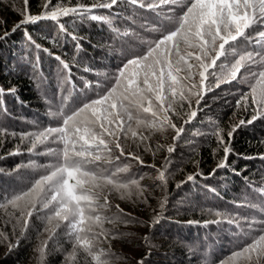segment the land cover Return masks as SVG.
Segmentation results:
<instances>
[{"label":"snow or ice","instance_id":"obj_1","mask_svg":"<svg viewBox=\"0 0 264 264\" xmlns=\"http://www.w3.org/2000/svg\"><path fill=\"white\" fill-rule=\"evenodd\" d=\"M20 2L18 9L11 6L21 17L14 26L8 29L7 22L0 21L4 28L0 42L20 32L37 53L29 59V78L37 86L45 114L43 122L33 120L28 131H16L0 120V148L11 139L18 143L7 156L29 157L9 170L0 168V179L8 177L16 185L5 189L0 184V245L11 252L34 234L38 264H48L52 253L61 255V264H111L113 253L105 242L123 233L106 225L140 222L119 204L113 205L111 196L116 193L148 205L149 189L141 183L144 175L132 173L125 161L154 169L157 186L166 190L177 164L173 154L186 126L209 108L210 95L230 105L226 97L216 96L222 85L246 84V92L229 95L247 118L227 128L213 121L210 132L198 134L214 138V155L222 151L215 167L207 177L200 171L188 174L175 187L213 177L221 169L243 176L245 189L231 201L233 211L202 208L214 218L188 221L205 228L226 223L232 250L220 258L195 244L189 250L199 264H264V175L254 180L230 161L232 156L264 161V152L242 155L234 147L241 129L264 122V0H42L37 14L32 13L30 0ZM0 5L8 6L6 0ZM122 5L147 15L125 17ZM43 21L55 26V32L42 38L49 46L28 27ZM89 22L109 27V40L119 42L121 57L112 72L96 71L93 79L73 71H94L82 66L79 58L85 39L79 27ZM66 38L74 44L71 57L54 51L63 48ZM103 47L112 50L113 44ZM40 52L58 62V87L51 92ZM17 91L13 85L0 86V116L11 118L8 96L24 104ZM168 130L174 133L170 144H153L155 133ZM189 143L195 154V143ZM141 150L167 155L159 167L145 165ZM203 187L218 195L216 188ZM167 205L164 195L146 225L149 231L165 218ZM113 207L116 213L109 215ZM143 242L147 251L134 264H149L152 242L148 235Z\"/></svg>","mask_w":264,"mask_h":264},{"label":"trees","instance_id":"obj_2","mask_svg":"<svg viewBox=\"0 0 264 264\" xmlns=\"http://www.w3.org/2000/svg\"><path fill=\"white\" fill-rule=\"evenodd\" d=\"M88 2V0H85ZM5 5H0V21H6V27L10 29L21 17L12 10L20 8V0H6ZM42 0H30V7L33 14L41 10ZM126 9L123 12L125 17L138 13L131 5H122ZM138 23V22H137ZM29 31L34 37H39V42L49 46L42 38L55 32V26L52 22L43 21L37 25H30ZM4 30L0 27V32ZM80 35L85 39L82 41L83 51L80 53V60L83 65L91 66L93 73H84L77 71V75H83L88 79H93L95 72H112L117 65L121 63L119 55L120 44L118 41H110V30L107 25L89 22L79 27ZM113 44V49L109 50L103 47L105 43ZM54 51L59 54L63 52L65 56L71 57L74 54V44L70 38L63 41V48H55ZM34 49H29L20 32H17L7 40L0 42V86L13 85L17 88V94L24 104L21 105L15 97L8 96L6 102L11 112V118L0 116L7 125L16 131L32 130L31 122L40 119L43 122L45 109L40 99V93L37 86L29 78L31 66L29 59L36 55ZM40 56V67L43 75L47 78L45 84L49 92L58 87V62L48 54L38 53ZM238 87L246 91V84L222 85L220 90L216 91L217 97H226L229 93ZM226 93V94H225ZM228 99V98H227ZM230 101V105H225L221 100H213L211 95L208 98L209 108L200 113L198 118L186 126L183 138L178 142L176 152L173 154L177 164L172 167V178L170 179L166 190L158 187L156 181V172L152 168L141 167L134 161H125L131 164V172L137 176L144 175L142 184L148 186V205L146 206L139 200L121 199L119 194L114 193L111 196L113 205L119 204L125 212L131 213L137 217L139 223H117L115 225H106L115 231L123 233L116 239L105 242V247H110L113 253L111 264H134L135 260L144 254L147 249L143 242V237L148 235L152 242V255L149 264H199L198 258L192 257L189 246L195 244L200 250H207L213 258L226 256L234 247V241L229 231V226L209 225L207 228L196 223L189 224L188 221H203L212 219L213 216L202 212V208H212L218 210L233 211L231 201L239 197L244 189L243 176H234L230 169H221L210 178L205 179L207 174L215 167L219 158L223 155L222 151L213 154L215 148L214 138L198 135L199 133H208L212 130L213 121L221 127L227 128L239 118H247V113L241 109L235 108V98ZM211 118V119H210ZM174 133L168 130L165 133H155L152 136V142L163 144L171 143V136ZM196 145L195 154L192 153V144ZM18 142L9 139L3 148H0V168L9 170L17 163L27 162L28 156H7V152L15 148ZM234 147L242 155H256L264 152V122L257 121L252 126L241 129L235 136ZM145 161V165L156 164L159 167L164 162L166 151H160L155 156L151 152H139ZM183 156V161L180 158ZM199 162V167L197 163ZM230 161L236 167L237 171L243 170V175H247L254 180L264 175V161L259 159L245 160L235 156L230 157ZM40 162H44L41 160ZM197 171L203 172L204 177H198L197 182H189L182 188L177 189L176 183L184 180L188 174ZM0 184L5 189L15 187V182L10 181L8 177L0 179ZM209 185L217 190L213 194L203 187ZM168 196V205L165 211V218L153 231H149L146 226L151 222L153 210H158L159 201L164 196ZM116 213V208L109 210L108 214ZM38 240L33 234L32 238L23 241L17 248L9 252L7 248L0 245V264H38L34 248ZM48 264H61V255L52 253L48 256Z\"/></svg>","mask_w":264,"mask_h":264},{"label":"rangeland","instance_id":"obj_3","mask_svg":"<svg viewBox=\"0 0 264 264\" xmlns=\"http://www.w3.org/2000/svg\"><path fill=\"white\" fill-rule=\"evenodd\" d=\"M147 15V14H146ZM133 16H139V14H136V15H133ZM137 22L138 23H142L143 21H141V20H139V19H137ZM221 88V87H220ZM220 88L219 89H217L216 91L218 92L219 90H220ZM235 89L233 90V91H242V92H246L247 90H248V88H246L247 90L246 91H243V90H240L238 87H234ZM226 94V93H225ZM226 98H228V100H233L234 99V97L232 96V95H226Z\"/></svg>","mask_w":264,"mask_h":264}]
</instances>
